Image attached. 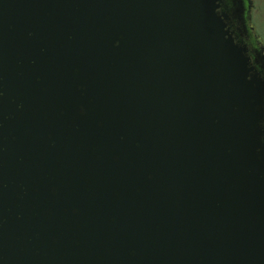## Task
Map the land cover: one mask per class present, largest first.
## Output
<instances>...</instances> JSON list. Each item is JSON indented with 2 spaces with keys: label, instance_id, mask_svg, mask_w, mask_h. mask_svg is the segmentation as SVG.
<instances>
[{
  "label": "water",
  "instance_id": "95a60500",
  "mask_svg": "<svg viewBox=\"0 0 264 264\" xmlns=\"http://www.w3.org/2000/svg\"><path fill=\"white\" fill-rule=\"evenodd\" d=\"M64 2L76 38L62 83L27 95L23 63L10 94L21 108L0 130V264H264V79L214 0H168L161 29L176 38L161 36L160 83L178 107L111 137L106 161L76 150L61 120L28 115V97H145L135 56L106 37V0Z\"/></svg>",
  "mask_w": 264,
  "mask_h": 264
},
{
  "label": "flooded vegetation",
  "instance_id": "af4514ba",
  "mask_svg": "<svg viewBox=\"0 0 264 264\" xmlns=\"http://www.w3.org/2000/svg\"><path fill=\"white\" fill-rule=\"evenodd\" d=\"M106 4V37L127 61L135 56L137 83L130 84L139 85L145 97L141 100L110 95L96 98L90 93H81L73 99L28 97L25 101L31 118L59 119L67 133L76 129V150L88 152L97 161L102 158L101 151H106L107 160L110 148L113 149L109 144L111 137L118 133L122 137L139 133L144 125L139 119L159 121L172 116L162 109L168 104L174 111L178 107L177 99L180 100L177 95L173 100L163 99L160 83L161 36L176 38L175 33L161 29L162 21H170L168 0H106ZM214 4L228 33L235 43L246 48L250 64L263 80L264 44L252 23L255 15H264V0H214ZM70 14L64 0H0V130L13 124L17 108H21L16 97L10 94L15 83H19L17 77L22 75L23 63L24 83L30 88L27 95H32L34 83H62L59 79L65 63L64 41L76 38V16ZM173 43L174 51L180 50V43ZM56 67L58 80L54 79ZM73 71L76 73V69ZM6 83H9L8 96ZM76 84L83 90L92 83ZM152 133L159 134L155 130ZM1 150L4 146L0 143V165L4 162ZM83 157L78 155L77 160Z\"/></svg>",
  "mask_w": 264,
  "mask_h": 264
},
{
  "label": "rangeland",
  "instance_id": "374dc122",
  "mask_svg": "<svg viewBox=\"0 0 264 264\" xmlns=\"http://www.w3.org/2000/svg\"><path fill=\"white\" fill-rule=\"evenodd\" d=\"M252 24L254 26L256 33L263 40V44H264V15H259V14L255 15Z\"/></svg>",
  "mask_w": 264,
  "mask_h": 264
}]
</instances>
